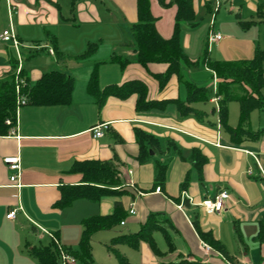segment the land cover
Here are the masks:
<instances>
[{
	"label": "crops",
	"instance_id": "0c3cea01",
	"mask_svg": "<svg viewBox=\"0 0 264 264\" xmlns=\"http://www.w3.org/2000/svg\"><path fill=\"white\" fill-rule=\"evenodd\" d=\"M234 1L240 13L246 7L252 14V21L264 25L258 18L262 9L264 12V0ZM10 2L17 8L13 23L20 47L17 49L12 43L4 42L0 27V82L18 69L21 58L22 70L31 85H35L45 73L61 71L75 79V87L69 105H21L16 132L0 137V264H35V258L26 249L27 243L31 247L39 245L29 242L27 236L30 233L34 237L40 235L39 231L44 235H47L45 232L54 234L63 251L65 248L76 249L82 238L85 219L114 212L116 199L111 197L99 202L79 199L70 207H56L63 187L79 186L83 182L82 174L72 172L73 166L91 160L113 162L119 171L129 192L119 199L128 211L123 226L130 224L140 230L152 213H164L170 220L167 225L176 252L157 258L150 245L143 242L140 246L142 264L178 262L182 258L230 264L199 236L195 221L203 231L211 232L224 245L236 264H264V243L259 240L264 221V130H251L254 135L249 136L252 138L234 139L220 122L221 130H217L215 123L208 121V114L196 107L203 102L192 105L205 112L202 120L192 115L182 116L173 101L164 108L142 111L136 108V98H108L102 107L99 106L88 92V83L96 68L101 89L142 79L149 86L150 100L184 101L188 97L187 87L180 84L177 77L161 89L153 74L165 73L167 65H150L147 70L138 64L123 68L121 64L111 62L115 56L136 55L130 44L134 41L132 28L138 22L137 0H79L75 8L73 0ZM200 3L214 7V0H195L197 15ZM151 4L157 29L164 38H171L177 7L164 8L159 0H151ZM112 8L115 9L113 14ZM66 9L68 12L70 9V15L64 16ZM107 11L112 14L109 22ZM123 26L131 29L133 39ZM224 35V40L233 38L230 33ZM224 40L217 44L221 45ZM91 44L97 45L95 53L82 57ZM105 45L112 47L107 55L100 56V47ZM182 45L192 60L200 58L190 53L189 43L185 46L182 41ZM40 54L47 55L44 65L32 67L29 72L23 55L27 58ZM11 61L17 62L15 70ZM213 78L216 93L218 81L214 74ZM184 87L186 94L182 90ZM217 98L216 95L209 101L219 104L215 101ZM101 124L107 125L105 135L95 138L92 130ZM137 129L155 136L164 153H157L160 155L157 156L151 152V160L141 163ZM260 131V137H256ZM15 156L21 157V187L11 183L13 172L4 162ZM157 162L170 165L166 185L160 193L156 191ZM187 178L188 185L183 189L182 184ZM222 190L231 194L224 211L221 214L205 212L202 202L214 198ZM184 194L192 202L184 199ZM16 209V218L9 219L7 215ZM132 209L135 214H131ZM203 243L212 248L210 256L200 250ZM126 254L132 262L131 255ZM110 264L115 263L111 261Z\"/></svg>",
	"mask_w": 264,
	"mask_h": 264
},
{
	"label": "trees",
	"instance_id": "16d2710c",
	"mask_svg": "<svg viewBox=\"0 0 264 264\" xmlns=\"http://www.w3.org/2000/svg\"><path fill=\"white\" fill-rule=\"evenodd\" d=\"M79 0H73V8ZM164 8L177 7L175 17L174 33L171 38H164L157 29V18L152 12L151 0H137L138 22L134 24L132 31L134 41L131 47L135 49V56H115L111 62L121 64L123 68L131 64H138L145 69L150 65H167L163 74H153L159 80L161 89L166 88L173 77H177L180 84L188 89L186 100L164 99L161 101L150 100L149 86L142 79H133L122 84H113L101 89L99 85V73L96 68L88 83V92L96 99L100 107L108 98L128 100L136 98L137 110H150L164 108L171 101L176 102L182 116H194L199 120L205 117V112L192 105L194 103H207L210 100V91L206 87L196 86L185 79L184 68H208L213 72L218 81L216 95L219 98V117L221 126L226 128L234 139L251 137L254 133L249 129L253 111L264 112V49L258 48L254 58L251 60H239L225 62L213 60L210 56V49L207 48L202 58L192 60L182 45V31L185 24L197 25V11L195 0H159ZM209 5V4H208ZM262 9V8H261ZM260 9V10H261ZM258 18L264 24L263 9L259 12ZM256 20L243 22L246 28L256 24ZM55 48L58 50L56 44ZM96 44H91L89 50L82 57H89L96 51ZM13 70L17 62L11 61ZM22 83L20 93H17L16 74L11 72L8 78L0 82V137H7L18 123V100L23 97L27 104L36 106H57L69 105L73 100L75 79L61 71H51L42 75L35 85H31L25 70L19 74ZM237 101L240 104V121L236 128L229 124V106L231 102ZM11 123L8 124L7 122ZM262 133L260 131L258 136ZM138 142L141 152L139 161L146 163L151 160V152L164 153L160 141L153 135L137 129ZM252 138V137H251ZM175 147V144H173ZM169 163H156V187L162 188L166 185ZM73 173L82 174L83 182L79 186H65L61 189V198L56 207L63 209L70 207L76 200L86 199L99 202L104 198H115V210L110 215H98L87 218L83 221L82 238L76 249H66L65 253L74 257L79 264H100L93 257L92 235L101 230H110L126 222L128 211L119 200L125 193H129L124 186L117 167L113 162L84 161L77 162L72 169ZM188 178L182 184L185 189L188 185ZM170 220L164 213H152L140 231L129 235L121 234L114 237L108 244L109 252L117 258L118 264H132V262L118 251L120 245H129L132 248H140L143 242L150 245L157 257L163 258L168 254L176 252L174 241L168 230ZM195 228L199 236L212 245L215 251L219 252L224 259L236 264L234 259L227 252L224 245L215 238L211 232L201 229L195 221ZM160 232L166 239L168 251L162 252L155 240V233ZM237 235L241 240V234L236 228ZM259 240L264 243V221L261 223ZM60 245L54 239L48 245L32 246L27 243L28 253L35 258L39 264H59L61 261ZM215 257V256H214ZM162 264H214L203 260H191L182 258L178 262H163Z\"/></svg>",
	"mask_w": 264,
	"mask_h": 264
},
{
	"label": "rangeland",
	"instance_id": "374dc122",
	"mask_svg": "<svg viewBox=\"0 0 264 264\" xmlns=\"http://www.w3.org/2000/svg\"><path fill=\"white\" fill-rule=\"evenodd\" d=\"M233 1L234 0H220L221 3L220 12L216 13L214 26L211 25V22L215 17L214 9L217 0H214V7L210 4L205 5V3L203 4L200 3L198 5L197 25L192 26L190 24H185L183 26V31H182V41L185 46L189 43L190 45L189 51L192 55L200 56V58H202L204 54V50H206L207 48L208 36L212 30H214L216 33H221V34L230 33L231 35H233V38L224 40L221 45L218 44L212 45V48L210 49V56L214 60L225 61V62L251 60L254 58L255 52L258 48L264 49V25L255 24V25H251L249 28H246L245 27L246 25L243 22L252 21L253 19L252 14L251 13L249 14L248 8L246 7L242 10V13H240L238 9H236L238 6H236L234 3L235 1L234 2ZM107 8L110 7L107 6ZM114 10L115 9L112 8V14ZM106 13L110 14V16H108V22H109L111 21L110 19L112 18V14L109 11L105 12V14ZM239 14H241L242 17L239 16ZM8 15L9 14L6 6V0H0L1 35L5 30L10 29L9 27L10 18ZM67 15H70V9L69 12L67 9L64 11V16ZM123 28L125 31L128 32L130 39H133L131 29L130 28L127 29V27L125 26H123ZM118 31L124 32L122 31V28H118ZM111 47L112 45L111 46L105 45L100 47V56L107 55L109 48ZM14 57L17 58L16 54H14ZM23 57H24V64L26 69L27 70L30 69L29 72L31 71L32 67L35 68L42 67L47 59L46 54H40L34 57H27V58L25 57V55H23ZM13 73L17 74V69ZM184 74H185V79L193 82L196 86L207 87L210 91V98L213 99L216 97L215 81L213 78V73L207 70L206 67L203 66L199 68L185 67ZM214 77L216 76L214 75ZM182 90L183 93L186 94L185 87L182 88ZM263 97H264V90H263ZM218 106L219 104L210 101L207 103H199L196 105V107L204 110L208 114L207 116L208 121L215 123L214 126L216 127V129L221 130L220 129L221 127H219L220 117L218 113ZM172 108L176 110L175 106H172ZM229 115H230L229 124L234 127L238 126L240 121L239 102L234 101L230 103ZM259 128L264 130V112L260 110H255L251 115V123L249 129L253 130ZM221 132L225 133L224 130H222ZM157 156L160 155L157 154ZM138 231L140 230L134 228L130 224L127 226H123L122 224H119L113 229L101 230L95 232L91 237L94 259L100 264H110L111 261L115 264H118L116 256L111 252H109L107 248V244L113 239L112 236L115 235L117 236L121 234L129 235L131 233L133 234ZM39 233L40 235H37L35 237L32 236V233H30L27 236V240L33 243L34 245H41V244L48 245L51 242V238H49L47 235H44L40 231ZM154 236L159 249L162 252L163 251L167 252L168 245L163 234L157 232L155 233ZM141 250L142 249L140 248L135 249L126 244L118 247V251L121 254L125 255L127 258L128 256L126 253H128V255H131L133 264L143 263ZM34 262L35 264H39L36 259H34Z\"/></svg>",
	"mask_w": 264,
	"mask_h": 264
},
{
	"label": "built area",
	"instance_id": "2783aa9c",
	"mask_svg": "<svg viewBox=\"0 0 264 264\" xmlns=\"http://www.w3.org/2000/svg\"><path fill=\"white\" fill-rule=\"evenodd\" d=\"M221 7V3L220 0H217L215 9H214V13H215V17L212 20L211 25L214 26L215 24V19H216V13L219 12ZM8 13H9V18H10V29L5 30L1 36L2 40L4 42H10L12 43L17 49L20 47V42L17 38V34L15 32L14 29V25H13V17L17 14L16 11V7L12 5V3L10 2V0L8 1ZM225 39V35L221 34V33H216L214 30H212L208 36V48L211 49L212 45L217 44L219 42H221L222 40ZM20 58V57H19ZM21 58L19 60L20 65L17 69V74H16V83H17V93H20V84L22 83V80L20 79V72L22 71V64H21ZM215 101H219V98L215 99ZM27 104V100L23 97L19 98L18 100V105L19 107L21 105H25ZM8 124H10L11 122L8 121ZM18 128V123L16 125V127L12 130V134H14L16 132ZM105 129H107V125L106 124H101L95 128H93V133L95 138H101L105 135ZM5 164L8 166V168L13 172L10 180L11 183L16 184L15 186L17 187H21L20 184V179L22 176V165H21V157L20 156H15V157H8L4 160ZM258 166L260 168V170L263 172V169L261 167V165L258 163ZM253 171L250 169L249 170V174L252 175ZM158 193L161 192V188L158 187L156 190ZM184 199L188 200L189 202H192V199L187 195L184 194ZM231 197V194L228 190H222L221 192H219L214 198H210V199H206L202 202L201 207L205 210V212H207L208 214H221L224 209H225V204L226 202L229 200V198ZM18 209L11 211L7 217L9 219H15L16 215H17ZM131 214H135V210L132 209ZM126 222H123L122 225H124ZM44 232V230H43ZM47 235H49L51 238H53L55 241V236L54 234H52L51 232H45ZM61 249V261L60 264H76L77 260L68 255L67 253H65L63 251L62 248ZM200 250L203 251V253L206 256H210L211 250L212 248L210 246H208L207 244H202L200 246ZM230 263V262H229ZM232 264V263H230ZM243 264H248V263H243Z\"/></svg>",
	"mask_w": 264,
	"mask_h": 264
}]
</instances>
